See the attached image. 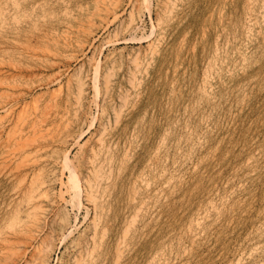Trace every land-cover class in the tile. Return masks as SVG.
<instances>
[{
	"label": "rangeland",
	"instance_id": "374dc122",
	"mask_svg": "<svg viewBox=\"0 0 264 264\" xmlns=\"http://www.w3.org/2000/svg\"><path fill=\"white\" fill-rule=\"evenodd\" d=\"M0 264H264V0H0Z\"/></svg>",
	"mask_w": 264,
	"mask_h": 264
},
{
	"label": "bare ground",
	"instance_id": "6f19581e",
	"mask_svg": "<svg viewBox=\"0 0 264 264\" xmlns=\"http://www.w3.org/2000/svg\"><path fill=\"white\" fill-rule=\"evenodd\" d=\"M115 7V6H114ZM167 8V7H166ZM166 11V10H165ZM111 12V11H110ZM117 14V13H116ZM106 15H107V13H106ZM113 15V14H112ZM114 17V16H113ZM108 18V17H107ZM111 22V21H110ZM134 40V39H133ZM150 45V44H149ZM153 51V50H152ZM134 60V59H133ZM132 65V64H131ZM97 67V66H96ZM136 67H138V64H137V66ZM95 70V69H94ZM97 72V71H96ZM139 74V73H138ZM133 77V76H132ZM135 77V76H134ZM109 79V78H108ZM92 80H93V78H92ZM104 80V82H103V88L105 89V90H108L109 88H108V81L107 80H105V79H103ZM130 82V81H129ZM93 83V82H92ZM113 85V84H112ZM131 85V84H130ZM95 87V86H94ZM93 87V88H94ZM84 88V87H83ZM92 88V87H91ZM104 90V91H105ZM97 94L99 93V90L98 89H96V91H95ZM79 93V92H78ZM94 93V92H93ZM106 94V93H105ZM56 95V94H55ZM81 95V94H80ZM79 95V96H80ZM94 95V94H93ZM56 97V96H55ZM125 97V96H124ZM79 98V97H78ZM80 99V98H79ZM124 100V99H123ZM97 109V108H96ZM113 110H114V108H113ZM27 116V115H26ZM26 119V118H25ZM94 119V118H93ZM21 120V119H20ZM92 122V121H91ZM35 127V126H34ZM16 129V128H15ZM29 129V128H28ZM15 132V131H14ZM13 132V133H14ZM81 132V131H80ZM20 133V132H19ZM28 135V134H27ZM39 136V135H38ZM31 139V138H30ZM48 139V138H47ZM16 140V139H15ZM27 141H29V140H27ZM98 142V141H97ZM22 143V142H21ZM25 143V142H24ZM25 147H27L26 145H24ZM19 147V146H18ZM16 148V149H19V148ZM28 147H32V146H28ZM27 147V149H25V150H22V151H19L17 154L18 155H24V154H26L27 152H29V149L30 148H28ZM65 147V146H64ZM24 148V147H23ZM20 149H22V147L20 148ZM34 149V148H33ZM32 149V150H33ZM36 150V149H35ZM12 151V150H11ZM11 151H9V152H11ZM14 151V150H13ZM16 151V150H15ZM31 152V151H30ZM30 152L28 153V154H30ZM92 152H94V151H92ZM13 153V152H12ZM156 153V152H155ZM11 155V154H10ZM27 155V154H26ZM67 156V155H66ZM16 157H18L17 155H16ZM24 157V156H23ZM28 157V156H27ZM68 157V156H67ZM13 158H15V157H13ZM25 158V157H24ZM21 163V162H20ZM24 163V162H23ZM64 163V162H63ZM66 163V162H65ZM67 164V163H66ZM91 164V163H90ZM63 166V165H62ZM90 166V165H89ZM4 168V167H3ZM67 168L66 167H63V170H66ZM89 171V170H88ZM70 172V171H69ZM95 172V171H94ZM96 173V172H95ZM74 174V173H73ZM27 175V174H26ZM97 175V174H96ZM35 176V175H34ZM96 178V177H95ZM61 180V179H60ZM84 181V180H83ZM86 182V181H85ZM61 186L65 189V191L70 195V201L71 202H76V201H79V200H81V196L83 195L82 193H81V187L79 186V184L77 183V181H75V179L73 178V176H72V174H70V176H69V179H68V183H62L61 184ZM44 188V187H43ZM89 189V188H88ZM86 190V189H85ZM62 191V190H61ZM64 192V191H63ZM60 193H62V192H60ZM66 193V194H67ZM59 194V193H58ZM64 195L65 194H62V196H63V198H64V200H65V197H64ZM60 196H61V194H60ZM62 197H61V199H63ZM83 198V197H82ZM70 201H69V203H70ZM81 203V202H80ZM74 206V205H73ZM76 206V205H75ZM40 207V206H39ZM137 211V210H136ZM95 217V216H94ZM131 220V219H130ZM46 221V220H45ZM93 223V222H92ZM135 223V222H134ZM133 223V224H134ZM131 224V223H130ZM135 225V224H134ZM132 226V225H131ZM75 229V228H74ZM68 233V232H67ZM95 234V233H94ZM124 239V238H123ZM122 253V252H121ZM90 258V257H89ZM44 259H46V258H44Z\"/></svg>",
	"mask_w": 264,
	"mask_h": 264
}]
</instances>
